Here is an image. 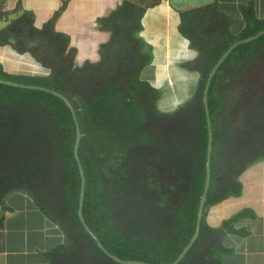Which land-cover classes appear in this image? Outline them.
I'll list each match as a JSON object with an SVG mask.
<instances>
[{
  "label": "trees",
  "instance_id": "1",
  "mask_svg": "<svg viewBox=\"0 0 264 264\" xmlns=\"http://www.w3.org/2000/svg\"><path fill=\"white\" fill-rule=\"evenodd\" d=\"M123 9L143 10L133 3ZM180 28L196 54L171 59L176 81L171 98V91L141 77L149 56L139 55L138 46L116 53L106 49L99 60L78 65L65 55L71 46L66 36L56 35L50 40L56 46L33 64L34 74L0 69L3 80L51 89L0 82V204L10 192L23 190L47 220L61 226L67 245L46 254L50 264L57 259L58 264H122L106 251L126 261L172 264L193 237L206 176V82L228 47L263 31L264 21L252 15L239 34L223 33L221 39V33ZM159 68L166 76L165 66ZM178 86L184 90L177 92ZM207 107L213 134L210 188L199 234L177 264H223L218 252H229L218 236L221 228L207 217L214 206L240 196L239 177L264 159V33L238 43L217 67ZM76 121L84 223L78 216ZM250 213L231 215L222 229L238 233L234 225L254 217Z\"/></svg>",
  "mask_w": 264,
  "mask_h": 264
},
{
  "label": "crops",
  "instance_id": "2",
  "mask_svg": "<svg viewBox=\"0 0 264 264\" xmlns=\"http://www.w3.org/2000/svg\"><path fill=\"white\" fill-rule=\"evenodd\" d=\"M72 1L71 15L67 14L65 24L57 25V18L64 13L62 0H0V45L6 48L0 51V58L27 52L33 56V59L27 61L37 64L45 57L48 48L56 46V42L51 44L50 40L56 35H63L59 32L56 34L53 26H66L72 21L74 25H79L81 21L83 33L75 43L72 42L65 54L71 56L74 64L82 65L101 58L102 53L99 52L96 56H80L78 49L81 41L88 45L96 32L99 35L97 42L86 48L93 46L102 52L108 49L116 53L122 47L130 51L132 47L138 46L139 55L149 56L148 65L143 68L141 77L153 82L157 76L159 82H164H161V86L171 91L175 87V83L170 80L173 78L169 71L171 59L190 60L196 54L189 48V36H183L185 30L180 27L184 26L186 31L210 29V32L225 23L230 26V32L237 35L252 15L264 21V0ZM127 3H133L143 10L135 9L132 12L117 8V5ZM196 5L197 9L194 7ZM78 14L80 18L86 17V20H79ZM212 14L214 19L211 18ZM227 15L236 21L228 23ZM5 17L10 22L1 23ZM53 51L49 50L50 53ZM162 65L165 66L166 76L159 68ZM160 75L161 80L158 78ZM239 180L243 187L240 196L230 197L214 206L207 220L212 227L221 228L218 236L222 244L229 248V252L222 255L226 259L224 264H264V159L254 162L241 174ZM244 209L250 210L254 217L241 218L234 225L238 233L222 229L223 220ZM65 240L61 226L47 220L32 196L25 191L10 192L6 196L5 205L0 204V264H50L46 254ZM58 261L52 264H58Z\"/></svg>",
  "mask_w": 264,
  "mask_h": 264
},
{
  "label": "rangeland",
  "instance_id": "3",
  "mask_svg": "<svg viewBox=\"0 0 264 264\" xmlns=\"http://www.w3.org/2000/svg\"><path fill=\"white\" fill-rule=\"evenodd\" d=\"M52 1H55L57 2L58 0H52ZM63 3H64V13L62 16H59V18H57L56 20V23L57 25H60V24H65L66 22V18H67V14L68 15H71L70 14V3H72L73 1L72 0H62ZM125 5H122L121 6H118L117 5V8L119 9H123ZM35 7L37 8H40V6L38 5H35ZM116 8V9H117ZM78 17H79V14H78ZM213 17L214 19V15L212 14L211 18ZM51 19H53V17L51 16L50 17ZM85 18V19H84ZM209 18V17H208ZM79 20H83L85 21L86 20V17H79ZM81 21H79V25H74V22L72 21L71 24L69 25H66V26H53L54 29L56 30L55 32H59L60 34H63L66 36L67 40H68V43L69 45H72V42L75 43L76 39L80 36L81 33H83V30L81 29ZM46 25H49V22H46ZM99 25H102V23H100ZM77 26V27H76ZM41 28H43L44 26H39ZM76 27V28H75ZM206 27H211V26H206ZM210 30V29H209ZM212 34H218V33H221V35L218 36V39H221L222 38V34H226L227 32H230V28H226V26H223V27H217L214 28L213 30H211ZM184 33V32H183ZM210 33V32H209ZM239 34V33H238ZM183 36H187L186 33H184ZM92 40L88 43V45H85L84 41H81L78 49H79V53H80V56H84L86 54H92V55H98V52L101 53L102 51L100 50V48H94L93 46L90 47V48H86L88 47L90 44H94L97 42V39L99 37V35H96V32L93 33V36H92ZM188 37V36H187ZM207 40L208 41H214L211 37H207ZM217 40V39H216ZM147 44V42H145ZM174 48H176V45L174 46ZM6 48L1 46L0 45V51H3L5 50ZM146 49L148 50V46L146 47ZM183 50L187 51L185 48H183ZM184 51V52H185ZM196 52V51H195ZM184 54H187V53H184ZM179 57H182V55H180ZM33 59V56L30 55L29 53L27 52H24L20 55H15V54H11V56H6V57H3V58H0V69L3 70L4 72H9V73H18V74H34L35 71L38 69V66L35 65L36 69H34V65L33 63L31 62H28L27 60H31ZM83 65V64H82ZM171 64L169 63V66ZM45 72V70H42ZM158 71V69H157ZM156 71V72H157ZM160 71V70H159ZM171 80V79H170ZM155 83V86L158 87L161 85L160 82H158L157 80V76L155 78V81H153ZM176 81H173L172 83H175ZM178 82V81H177ZM186 82V81H185ZM164 84V82H162ZM176 86V85H175ZM184 88V87H183ZM180 89V87L178 86L177 88V92H178V89L179 91H183L184 89ZM176 89L175 88H172L171 89V93L170 95L166 93V96L169 95L168 97L171 98L173 96V94L175 95L174 92ZM177 94V93H176ZM175 99H177L176 96H174ZM165 99V98H164ZM166 104V103H162V106ZM225 151V150H224ZM223 151V152H224ZM222 152V153H223ZM221 153V154H222ZM224 155V153H223ZM261 161V160H259ZM252 165V164H251ZM249 165L248 168L251 166ZM64 244L67 245V240H65ZM219 254L217 255V258H219L220 260L222 259V261L220 262H223L224 264V261L226 260L224 257H222L223 253H220L218 252ZM222 257V258H221Z\"/></svg>",
  "mask_w": 264,
  "mask_h": 264
},
{
  "label": "water",
  "instance_id": "4",
  "mask_svg": "<svg viewBox=\"0 0 264 264\" xmlns=\"http://www.w3.org/2000/svg\"><path fill=\"white\" fill-rule=\"evenodd\" d=\"M200 4H202L200 2ZM193 7V6H192ZM195 9L198 8V6H194ZM7 17L4 18L3 22L1 23H8L10 22V19L8 18V20H6ZM264 33V30L261 32H258L255 36H251L248 37L244 40H238L236 42H234L232 45H230L228 47V49L222 54V56L219 58V60L217 61L215 67L211 70V72L209 73L207 82H206V86L204 89V103L207 109V125H208V147H207V157H206V176H205V185H204V189H203V193L201 195L200 198V202H199V206H198V216H197V227H196V231L193 235V237L191 238V240L189 241V243L187 244V246L184 248V250L181 252V254L178 256V258L172 263V264H177L182 258L183 256L186 254V252L189 250V248L191 247V245L193 244V242L195 241V239L197 238L198 234H199V223L202 219L203 216V211H204V206L207 200V194L209 192V188H210V182H211V154H212V147H213V134H212V127H211V120L209 117V112H208V107H207V92L209 90V85L211 83V79L215 73V70L217 69V67L222 63V61L226 58V56L228 55V53L240 42L245 41V40H251L254 39L256 37H258L260 34ZM0 82L3 83H7V84H12V85H20V86H25V87H30V88H34V89H45V90H51L49 88L43 87V86H38V85H30V84H23V83H17V82H11L9 80H3L0 78ZM55 94H57L58 96H60L66 103L67 105L71 106L70 101L67 99L66 96H64L63 94L59 93V92H54ZM77 123V136H76V144L74 147V154H75V158L78 162V167L80 169V174L82 177V184H81V188H80V201H79V207H78V216L80 218V220L84 223L83 220V214H82V205H83V197H84V190H85V178H84V172H83V168H82V164L79 160L78 157V145H79V141H80V127L78 124V121H76ZM91 234L94 236V238L97 240L98 245L104 249L103 245L101 244V242L98 240L97 237H95V235L93 234V232H91ZM106 253L112 257L115 261L125 264V263H134V264H147L143 261H126V260H122L120 258H118L117 256H114L110 253H108L106 251Z\"/></svg>",
  "mask_w": 264,
  "mask_h": 264
}]
</instances>
